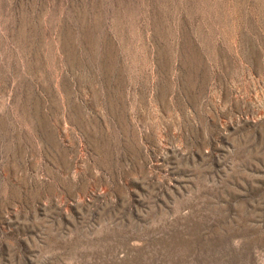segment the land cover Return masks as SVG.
Segmentation results:
<instances>
[{
    "label": "rangeland",
    "instance_id": "obj_1",
    "mask_svg": "<svg viewBox=\"0 0 264 264\" xmlns=\"http://www.w3.org/2000/svg\"><path fill=\"white\" fill-rule=\"evenodd\" d=\"M0 264H264V0H0Z\"/></svg>",
    "mask_w": 264,
    "mask_h": 264
}]
</instances>
